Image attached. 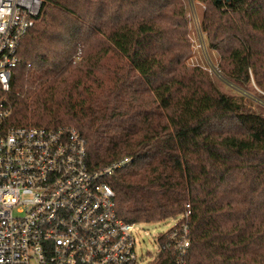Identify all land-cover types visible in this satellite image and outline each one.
I'll use <instances>...</instances> for the list:
<instances>
[{"label": "trees", "instance_id": "obj_1", "mask_svg": "<svg viewBox=\"0 0 264 264\" xmlns=\"http://www.w3.org/2000/svg\"><path fill=\"white\" fill-rule=\"evenodd\" d=\"M43 1L44 20L26 36L13 74L9 125H75L93 171L133 159L107 180L129 201L120 217L152 224L191 205L187 264H264V115L202 73L173 75L170 33L160 24L174 0ZM194 1L209 3L201 18L210 47L226 44L222 71L248 84L249 73L264 68V0ZM106 42L138 74L121 81V68L106 70L112 89L96 73L111 51Z\"/></svg>", "mask_w": 264, "mask_h": 264}, {"label": "built area", "instance_id": "obj_2", "mask_svg": "<svg viewBox=\"0 0 264 264\" xmlns=\"http://www.w3.org/2000/svg\"><path fill=\"white\" fill-rule=\"evenodd\" d=\"M44 17L43 0H0V264H144L138 225L120 217L107 182L133 159L93 171L75 127L8 123L21 47ZM191 216L188 205L158 240L171 264H187Z\"/></svg>", "mask_w": 264, "mask_h": 264}, {"label": "rangeland", "instance_id": "obj_3", "mask_svg": "<svg viewBox=\"0 0 264 264\" xmlns=\"http://www.w3.org/2000/svg\"><path fill=\"white\" fill-rule=\"evenodd\" d=\"M208 1L210 2V0ZM214 1L218 3L217 0ZM138 7L141 8V5H138ZM208 8L209 3L200 4L196 3L194 0H174L166 8L167 15L169 16L168 23L164 22L160 25L168 27L165 33H170L165 43L169 46L171 56H169V54L166 61L174 62L173 65L175 70L173 75L176 76L178 73L184 75V73H186V75L188 74L191 76L194 72L197 74L202 73L209 80L211 79L216 82L223 92L228 95L243 96L245 100H247L250 110L264 115V68L257 69L255 72L251 71L249 73L250 82L244 86L235 84L224 74L222 71V56L226 44L223 43L219 46L220 49L213 50L207 42L206 35L202 31L201 14ZM153 11H156V8H153ZM182 11L185 12L184 18L174 16ZM104 47L105 49L110 48L111 51L108 53L104 65H100V67L96 69V73L102 75V79L109 88H113L114 81L109 79L106 70L113 71L121 68L117 76L121 81L130 80L135 74L138 75L136 71H134L133 74L129 73L131 67L128 65L125 58L119 54L109 42H106ZM84 51L85 47L80 46L77 54L74 56L72 65L74 66L75 75L78 74L80 65L83 63ZM142 82L144 86H148L144 80H142ZM138 99H144L146 102H149L151 100V94L150 97L145 95L143 97H138ZM111 103L115 104V102ZM123 110L124 109H120V111ZM72 126L75 127L73 124L67 127ZM128 203L125 195L122 194V199L119 197L120 207L124 208L126 206L127 209L129 207ZM173 220H175V218L168 219V221L138 225L137 229L140 235L138 237V251L144 259V264L159 263L158 261L156 262L161 253L158 240L175 225L174 222H171Z\"/></svg>", "mask_w": 264, "mask_h": 264}, {"label": "water", "instance_id": "obj_4", "mask_svg": "<svg viewBox=\"0 0 264 264\" xmlns=\"http://www.w3.org/2000/svg\"><path fill=\"white\" fill-rule=\"evenodd\" d=\"M230 1H231V0H217V2L220 3V4H221V3H224V2H225V3H229Z\"/></svg>", "mask_w": 264, "mask_h": 264}]
</instances>
